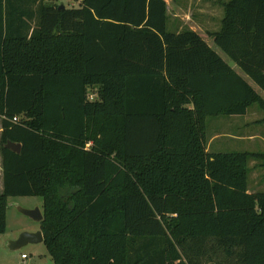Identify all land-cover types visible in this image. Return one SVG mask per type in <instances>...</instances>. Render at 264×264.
Listing matches in <instances>:
<instances>
[{"label": "trees", "instance_id": "1", "mask_svg": "<svg viewBox=\"0 0 264 264\" xmlns=\"http://www.w3.org/2000/svg\"><path fill=\"white\" fill-rule=\"evenodd\" d=\"M69 1L0 0V237L7 198L38 196L52 264H264V192L247 188L264 154L206 150L208 117L263 97L168 31L165 0ZM223 10L209 36L264 93V0Z\"/></svg>", "mask_w": 264, "mask_h": 264}, {"label": "rangeland", "instance_id": "2", "mask_svg": "<svg viewBox=\"0 0 264 264\" xmlns=\"http://www.w3.org/2000/svg\"><path fill=\"white\" fill-rule=\"evenodd\" d=\"M54 3L62 4L66 7H73L69 0H50ZM227 0H168L169 5L175 11H168L167 30L172 32V27L179 22L183 29H194L203 35L204 41L213 49L226 63L234 65L232 61L214 44L209 38V31H214L219 27L220 17L223 14V2ZM77 6V5H76ZM210 9L212 15L209 17L205 11ZM178 13V17L174 16ZM264 97L263 92H257ZM93 97V95H92ZM256 116L263 118L264 111L258 105L249 107L247 115L244 117H208L206 120V138L214 139L209 151L212 153H264V143L261 140L236 141L229 136H236L254 132L252 127L242 129L241 125L246 122L255 121ZM228 121V123H227ZM255 127V126H253ZM1 160V156H0ZM247 188L251 193L264 192V165L260 159L251 158L248 161ZM0 183L1 176H0ZM6 228L5 233L0 237V264H48L50 257L43 242L30 243L18 250H9L8 243L18 238L21 233H35L41 231V224L21 214L18 208L32 210L38 208L42 210V199L38 196H17L9 197L6 202ZM24 256V258H22ZM211 261L207 264H222L224 260L220 252L211 256ZM204 264V263H203Z\"/></svg>", "mask_w": 264, "mask_h": 264}, {"label": "crops", "instance_id": "3", "mask_svg": "<svg viewBox=\"0 0 264 264\" xmlns=\"http://www.w3.org/2000/svg\"><path fill=\"white\" fill-rule=\"evenodd\" d=\"M172 1H175V0H171V2ZM227 1H229V0H227ZM227 1H224L223 2V5H224V3H226ZM165 2H166V4H167V12L169 11V10H171V11H175L174 10V7H172L171 5H169V2H168V0H165ZM74 7L76 6V5H78V3L79 2H77V1H71L70 2ZM205 13L210 17L211 15H212V13H211V10L210 9H208V10H206L205 11ZM223 15H224V10H223V14H222V16L220 17V21H219V27L216 29V30H214V31H209V33H212V32H216V31H218L219 29H220V26H221V20H222V18H223ZM174 16H176V17H178V13L176 12V14L174 15ZM183 29V27H182V25L179 23V22H176V24H174V26L172 27V30H173V32H179V31H181ZM191 30H193V31H195L196 32V30H194V29H191ZM197 33V32H196ZM199 34V33H198ZM200 35V34H199ZM202 37H204L203 35H201ZM209 38H210V36H209ZM233 63V62H232ZM228 64V63H227ZM229 65V64H228ZM237 74H239L243 79H245L250 85H251V87L256 91V92H262L254 83H252L251 81H250V79L248 78V76L247 75H245V74H243L242 73V71L234 64V65H229ZM262 97V96H261ZM263 99H264V97H263ZM249 109V108H248ZM248 109H247V111H246V114L245 115H243L244 117L247 115V112H248ZM242 116V117H243ZM222 117V116H221ZM231 117V116H230ZM241 117V116H240ZM256 118V120L255 121H249V122H246L245 121V119H243L244 120V125H241L242 126V129H248L249 127H252V129H254V132H249V133H246V134H238V135H236V136H229V137H231V139H233V140H236V141H255V140H261L263 143H264V117L263 118H261V117H258V116H256L255 117ZM227 123H228V121H227ZM253 126H255V127H253ZM0 133H1V129H0ZM214 139V137L213 138H210L208 141H207V144H206V150L208 151V152H210L209 151V148H210V145H211V143L213 142L212 140ZM262 154H264V153H262ZM1 156V155H0ZM0 176H1V181H2V168H1V160H0ZM2 191H3V184L2 183H0V194L2 193Z\"/></svg>", "mask_w": 264, "mask_h": 264}, {"label": "water", "instance_id": "4", "mask_svg": "<svg viewBox=\"0 0 264 264\" xmlns=\"http://www.w3.org/2000/svg\"><path fill=\"white\" fill-rule=\"evenodd\" d=\"M60 8H63V7L60 6ZM4 148L16 154H19L21 150V145L7 141L6 144L4 145ZM18 211L35 222L40 223L43 220L42 212L38 208H35L32 210L18 208ZM41 242H43V235L41 231H38L35 233L24 232V233H21L16 240L9 242L7 247L9 250L14 251V250L20 249L24 245H27L30 243L37 244ZM48 264H52V262L49 261Z\"/></svg>", "mask_w": 264, "mask_h": 264}, {"label": "built area", "instance_id": "5", "mask_svg": "<svg viewBox=\"0 0 264 264\" xmlns=\"http://www.w3.org/2000/svg\"><path fill=\"white\" fill-rule=\"evenodd\" d=\"M16 119H14V121H15ZM22 258H24V256H22Z\"/></svg>", "mask_w": 264, "mask_h": 264}]
</instances>
